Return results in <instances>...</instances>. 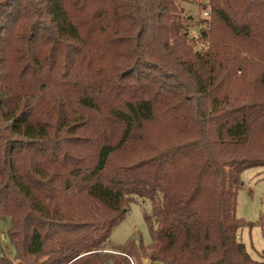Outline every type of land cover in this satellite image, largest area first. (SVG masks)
<instances>
[{
	"label": "trees",
	"instance_id": "trees-1",
	"mask_svg": "<svg viewBox=\"0 0 264 264\" xmlns=\"http://www.w3.org/2000/svg\"><path fill=\"white\" fill-rule=\"evenodd\" d=\"M178 2L0 0V264H264L237 217L264 168V0H208L201 51ZM135 196L152 243L108 255Z\"/></svg>",
	"mask_w": 264,
	"mask_h": 264
},
{
	"label": "rangeland",
	"instance_id": "rangeland-1",
	"mask_svg": "<svg viewBox=\"0 0 264 264\" xmlns=\"http://www.w3.org/2000/svg\"><path fill=\"white\" fill-rule=\"evenodd\" d=\"M179 9L189 33V39L195 49L202 50L204 41L201 32L207 29L204 20L210 18L208 0H179ZM150 132L155 133L158 127H150ZM243 189L238 195L237 217L245 223H253L241 229L239 235L252 257L260 260L264 250V168H252L243 173ZM129 206L126 219L114 230L107 247V254H113L112 246L119 247L129 240L143 242L145 246L152 243L149 225L145 220L146 214L151 213V203L147 199L134 197ZM11 228V218L6 217L0 221V256L6 254L9 258L15 255V249L8 238ZM132 264H163L151 263L147 259L133 260Z\"/></svg>",
	"mask_w": 264,
	"mask_h": 264
}]
</instances>
